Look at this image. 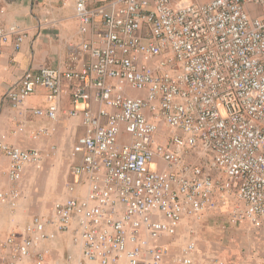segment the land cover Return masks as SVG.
<instances>
[{
    "label": "built area",
    "instance_id": "built-area-1",
    "mask_svg": "<svg viewBox=\"0 0 264 264\" xmlns=\"http://www.w3.org/2000/svg\"><path fill=\"white\" fill-rule=\"evenodd\" d=\"M75 10L83 32L101 18L94 38L71 46L63 70L25 72L7 97L18 108L46 88L50 105L33 114L57 121L63 79L73 82L68 115L81 116L85 135L71 174L82 189L67 183L68 197L51 218L33 216L21 242L12 232L7 264H45L41 246L56 239L49 225L81 250L68 264H164L170 248L154 239L175 238L184 219L201 222L231 199L230 222L264 230V0H112L98 9L75 0ZM13 35L20 49L24 33L0 26V50ZM161 125L173 134L167 144ZM52 134L43 127L32 137ZM0 152L10 184L0 205L15 210L26 165L50 155L4 143ZM197 247L171 264H195Z\"/></svg>",
    "mask_w": 264,
    "mask_h": 264
},
{
    "label": "crops",
    "instance_id": "crops-1",
    "mask_svg": "<svg viewBox=\"0 0 264 264\" xmlns=\"http://www.w3.org/2000/svg\"><path fill=\"white\" fill-rule=\"evenodd\" d=\"M110 1L112 0H100L95 4L97 0H87L89 8L92 9H98L101 4L105 5ZM100 22L101 18H97L95 25L83 32L76 16L75 0H0V26L4 28L15 26L18 32L26 36L20 49L15 48V35H13L11 43L0 50V143L23 150L37 149L50 155L42 159L39 167L26 165L20 183L22 197L19 207L12 210L6 205H0V264L8 263L9 254L2 248V244L12 232L16 233L17 240L21 242L25 236L24 228L33 216L51 218L54 202L68 197L67 183L73 182L80 190L82 189L78 179L72 176L71 169L82 162V155L73 157L72 154L78 139L85 135L81 116L68 115V112L74 109L72 103L74 86L67 78L62 82L63 94L57 121L33 114L34 110L49 107L46 88L39 87L36 93L18 108L11 104L7 95L19 84L27 71L37 73L42 69L63 70L68 62L71 46L92 40L95 28L99 27ZM134 93L143 96L140 92L130 94ZM79 108L82 109L83 106ZM91 108L95 110L96 106L93 104ZM20 127L23 128L22 131ZM43 127L55 129V134L49 138L34 140L32 132ZM163 127L165 128L161 125V128ZM157 139L160 141L161 136L158 135ZM195 159V156L189 155L185 157V162L190 163ZM8 165L9 159L0 152V188L3 189L10 185L7 178ZM234 204V200L231 199L224 210L207 214L205 217L208 218L207 224H203L200 228L202 233L206 232L208 240L204 243V247L199 245L198 237L195 238L200 224L196 227L197 222L190 218L184 219L175 238L154 239L155 244L167 245L170 248L164 264H171L174 256L176 257V254L192 241H196L198 245V250L194 253L195 264H215V260L226 264H257V262L260 264V260L256 257L264 256L261 245L256 249L261 250L260 254L244 248L233 254L235 257L233 260L226 254L224 248L218 247L215 241L218 232L213 227L220 221L223 223L225 220L229 226L234 227L250 225L230 222L229 212ZM223 215L226 217L223 218ZM47 232L55 234L56 239L46 241L41 246L42 251L48 252L45 264H68L70 256L75 262L82 258L79 246L72 241V233H59L54 225H49ZM255 233L264 234V230L255 229ZM258 242L263 243L260 239ZM247 248L250 249L251 246ZM28 263L39 264L35 260H30Z\"/></svg>",
    "mask_w": 264,
    "mask_h": 264
},
{
    "label": "rangeland",
    "instance_id": "rangeland-1",
    "mask_svg": "<svg viewBox=\"0 0 264 264\" xmlns=\"http://www.w3.org/2000/svg\"><path fill=\"white\" fill-rule=\"evenodd\" d=\"M98 1H100V0H97V2H95V4L98 3ZM200 1L205 3V2H208L210 0H200ZM101 6H103V5L101 4ZM251 9L254 12H257V13L259 12V8H257V7H251ZM131 95L136 97V96H139L141 94L134 93ZM165 128L164 127L160 128V132L158 135L161 136L160 141L165 142V144H167L170 141L171 136L173 134L170 130L165 129ZM154 168H155V166H154ZM224 217H226V215H223V218ZM205 219H203L201 222H197V224H196V227H198L199 224H200V226H199V230L195 234V238L198 237L197 240H198L199 245L201 247H204V243H206L208 241L207 236H206V232L204 231V233H202V231L200 230V228H202L203 224L204 225L207 224L206 221H208V218L206 220ZM208 226H210V224H208ZM213 228H215L214 230L216 232H218L216 234L217 239H215V241H217V243H218V247L224 248L226 251V254L230 258H232L233 260L235 258V257H233L234 256L233 254L237 253L238 251H240V249H244V248H246L248 251L252 250L253 253H259L260 254L261 250H263L262 252L264 253V234L255 233V229L253 227H251L250 225L244 224L242 226H235L234 227V226H229L224 220L223 223H221V221H220V223H218ZM199 237H201V238H199ZM258 239L262 240L263 243L258 242ZM260 245H261L260 248H262V249L256 250ZM248 246L249 247L251 246V248L248 249L247 248ZM199 252H202V251L199 250ZM179 253L176 254V256H178ZM228 256H227V258H229ZM175 258L176 257L174 256L173 259H175ZM256 259L260 260V264H264V256L263 257L257 256ZM257 264H258V262H257Z\"/></svg>",
    "mask_w": 264,
    "mask_h": 264
}]
</instances>
